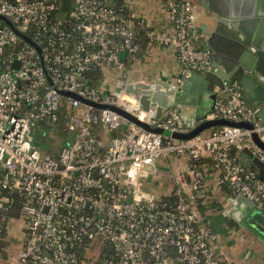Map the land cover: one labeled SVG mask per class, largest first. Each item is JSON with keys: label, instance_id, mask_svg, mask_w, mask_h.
Segmentation results:
<instances>
[{"label": "built area", "instance_id": "obj_1", "mask_svg": "<svg viewBox=\"0 0 264 264\" xmlns=\"http://www.w3.org/2000/svg\"><path fill=\"white\" fill-rule=\"evenodd\" d=\"M164 2L172 28L146 33L150 41L173 47L182 65L176 80L184 83L210 66L212 51L197 42L195 0ZM58 3L0 0V214L9 208V192L26 197L20 205L26 240L15 264H148L151 258L163 264L169 255L181 264H225L215 249L218 232L204 220L195 196L210 189L201 163L208 156L217 184L264 208V180L233 152L234 145L245 146L264 162V148L253 137L264 140V125L246 106L241 85L226 84L206 118L253 127L223 124L189 138L151 131L108 106L85 102L121 106L171 132L188 129L172 106L153 119L155 111L125 91L128 76H117L111 89L105 77L94 84L87 73L93 66L122 70L120 52L138 51L144 23L127 24L106 0H75L71 12L57 19ZM62 122L74 143L52 152L41 145L47 137L41 140L34 131L58 132ZM95 127L113 136L106 141ZM171 154L186 155L188 163L176 172L171 193L160 196L149 185L159 159Z\"/></svg>", "mask_w": 264, "mask_h": 264}, {"label": "crops", "instance_id": "obj_2", "mask_svg": "<svg viewBox=\"0 0 264 264\" xmlns=\"http://www.w3.org/2000/svg\"><path fill=\"white\" fill-rule=\"evenodd\" d=\"M205 1L206 4L203 5L201 2L195 0L200 28V36L197 42L200 45H206L205 42L207 41V37L210 36V31L213 30L214 21L210 19V16H215L216 13L212 12L211 8L217 6L218 9L231 13L234 0ZM237 1L239 3L238 9L242 10L245 14L256 16L262 14L261 17L264 16V0ZM126 2L129 7L132 25L136 26L137 23L142 22L145 25L143 26L144 30L151 31L170 30L172 28L164 0H126ZM248 16L249 15H247V17ZM206 23H208V26L205 25ZM249 26L250 25H248L246 30L252 35V37L257 33L264 32V22L262 18H259V20L252 25L251 29ZM232 29L233 26L231 22H228L227 24H224V30L219 32L218 38L215 40L217 46L220 48L215 50L218 57H227V53L222 50H226L230 46L233 47L239 42L232 34L234 32ZM203 31L207 32L204 33ZM139 38V42H141L140 52L137 54L127 53L126 58H124L126 64L121 70L124 76H128L133 80L142 79L151 81L160 78L175 82L181 72L182 65L178 61L173 51V47L171 45L157 44L141 34ZM104 71L105 74H108L109 76L111 73H114V71L106 68ZM203 81L204 79L200 80L201 85L203 84ZM234 82L240 84L237 80ZM199 87L200 86L197 85L192 86L194 91H197ZM223 88L216 87V89H218L217 96ZM241 88L243 94V92H245L244 86L241 85ZM188 95L190 96H188L189 99L186 101V104H190V97L193 94L190 93ZM207 103L209 102H206L205 104ZM172 107L176 108L175 104L172 105ZM191 109L192 108L187 105L184 107L185 112ZM192 110L195 112V109ZM167 112L168 109L165 111L164 115H166ZM216 126L209 127L203 130L202 133L208 134ZM96 129L100 131L98 132L99 135L106 141H109L113 136V132L104 127H95V130ZM47 143L48 139L43 141L41 145L45 148ZM246 148L247 147L245 146L236 144L233 147V152L237 155L239 161L243 156L245 163L248 164L251 163V159L254 157L255 152L251 149L252 154L251 152L246 151ZM46 149L53 151L52 148ZM187 158L186 155L179 154L161 157L158 161L159 170L153 177V182L149 185V188L151 190H159V187H163L162 192H157V194L160 196L169 195L175 186V174L178 170L186 168L188 163ZM201 163L202 167L207 172V178L210 182V202L215 201V203L218 202L222 204L221 209H218L217 207L208 208L204 217V220L212 224L218 232L219 237L215 243L217 253L225 264L231 262H237L239 264H264V241L254 234L247 226L249 224L248 222L252 221V218H254L253 213L256 212L255 209L249 211L248 205L243 204L239 197V193L229 192L225 185L216 183L215 172L208 156H204ZM246 166L258 171L257 167L254 165ZM189 178L192 180V177ZM186 190L189 193L193 192L192 187H187ZM258 205L262 207V205ZM0 222L4 235L0 242V264H15L19 252L25 244L27 217L21 215L20 212H17L16 207H12L7 213L2 215ZM163 264L181 263L176 261L173 256L169 255L166 257Z\"/></svg>", "mask_w": 264, "mask_h": 264}, {"label": "water", "instance_id": "obj_3", "mask_svg": "<svg viewBox=\"0 0 264 264\" xmlns=\"http://www.w3.org/2000/svg\"><path fill=\"white\" fill-rule=\"evenodd\" d=\"M197 1L203 5L206 4L205 0ZM232 6L231 13L224 12L218 9L217 6L211 8V11L216 13V15L210 16V19L214 21V25L213 30L210 31V36L207 37V41L205 42L213 52L211 64L208 68L203 71L194 72L184 83H178L177 80L171 82L160 78L151 81L130 79L125 86L127 93L139 96L142 108L155 111L153 119L162 117L165 111L175 104L183 125L188 128L186 131L171 132L169 129L154 126L150 122L138 118L121 106L97 103L83 98L82 100L99 107L108 106L120 112L124 117L137 122L151 131L172 135L176 138H189L216 125L230 124L253 127V123L251 122H235L223 118H206L208 111L213 107L217 98L218 89L216 87L223 88L225 84H230L237 80L244 86L245 92H243V99L245 104L256 114L260 122L264 125V32L257 33L252 37L246 30L248 25H250L249 28L251 29L252 25L259 18H262L264 22V16L261 17L262 14L260 16L245 14L242 10L238 9L239 3L237 0L233 1ZM247 15L249 16L247 17ZM7 21L13 25L9 19ZM228 22H231L233 26L232 31H234L232 34L239 42L233 47L230 46L228 49L222 50L227 53V57L222 58L216 55L215 50L220 48L217 46L215 40L218 38L219 32L224 30V24ZM205 25L208 26V23ZM17 31L38 47L42 53L40 46L27 34L18 29ZM120 55L123 59L126 58L127 50L122 49ZM201 79H204L202 85L200 84ZM196 85L200 87L197 91H194L192 86ZM61 92L67 95H75V93L68 90H61ZM190 93L193 94L190 97V104H186V101L189 99L188 96H190L188 94ZM206 102L209 103L205 104ZM186 105L195 109V112L192 109L185 112L184 107ZM122 127L126 128L127 123L124 122ZM56 129L55 127L54 130ZM253 137L264 148V140L260 138V135L253 133ZM245 150L252 153L251 148L247 147ZM251 160V163L247 164L243 156L240 158V162L244 165H254L257 167L258 177L264 180V162L255 153ZM239 197L244 205H248L249 211L255 209L256 212L253 213L254 218L248 222L249 224L247 226L264 241V209L242 193H239Z\"/></svg>", "mask_w": 264, "mask_h": 264}, {"label": "trees", "instance_id": "obj_4", "mask_svg": "<svg viewBox=\"0 0 264 264\" xmlns=\"http://www.w3.org/2000/svg\"><path fill=\"white\" fill-rule=\"evenodd\" d=\"M106 1L111 7H113V9H115V11H116V13L120 19L125 21L127 24H131L129 7L127 5L126 0H106ZM58 2H59L58 8L55 10L54 15L57 19H61V18H64L66 15H68L71 12V10L74 8L75 0H58ZM136 25H137V27L139 26L138 23ZM140 34L143 36H146L149 39V37L147 36L146 30H144V28H142V27H138V35H137L138 42L140 39L139 38ZM139 45L140 46H139L138 51L135 52L136 54L138 52H140L141 42H139ZM67 48L71 49L72 45L68 44ZM87 73L89 74V76L93 77L92 78L93 83L99 84V85L101 84V82L103 81L104 76H105V71H104L103 66H93V68L91 70H89V72H87ZM63 119H64V117L62 114L61 120L63 121ZM223 185H225L227 187L226 189L229 192H233L232 189L228 185H226V184H223ZM196 189H197L196 187H193V193H195V194L197 193ZM209 190L206 193H204L203 195L197 193L195 196L196 205H197V207H198V209H199V211L203 217H205L206 210L208 208H212V207H217L218 209L222 208L221 203H218V202L215 203V201L210 202ZM8 194L11 197L10 205L6 211H4L3 213L0 214V219L2 218V215L7 213L12 207H16L17 212H20V205L26 199V197L18 191H11ZM0 226L2 227L1 222H0ZM2 232H3V228H2ZM79 254H82V251H79ZM148 264H156V259L151 258L149 260Z\"/></svg>", "mask_w": 264, "mask_h": 264}, {"label": "rangeland", "instance_id": "obj_5", "mask_svg": "<svg viewBox=\"0 0 264 264\" xmlns=\"http://www.w3.org/2000/svg\"><path fill=\"white\" fill-rule=\"evenodd\" d=\"M117 76L124 77V74L121 72L120 69H117L116 67H115L114 73H111L110 76L108 74L107 75L105 74L104 76L105 77L104 81L107 82V86L110 85L111 89L114 88V81ZM96 131L100 132L98 129H96ZM34 133H35V136L41 140H43L42 137L43 138L47 137L48 143H47V146H45V148H52L53 149L52 152H57L64 145H67V146L73 145L74 139H75L74 133L67 129L64 122H62L60 131L58 132H55L52 130L42 132L39 128H37L35 129ZM158 189L159 190H154V189L152 190L155 193L157 192L161 193L163 187H159Z\"/></svg>", "mask_w": 264, "mask_h": 264}]
</instances>
